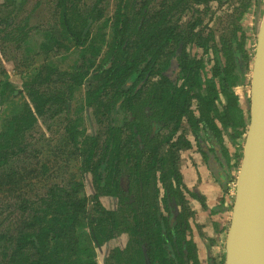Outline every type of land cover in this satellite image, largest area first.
I'll list each match as a JSON object with an SVG mask.
<instances>
[{
  "label": "trees",
  "instance_id": "trees-1",
  "mask_svg": "<svg viewBox=\"0 0 264 264\" xmlns=\"http://www.w3.org/2000/svg\"><path fill=\"white\" fill-rule=\"evenodd\" d=\"M4 1L0 37L20 50L32 29L18 18L27 0ZM231 1L114 0L108 16L105 0H54L57 21L16 64L22 87L0 68V202L9 217L0 264H99L96 249L120 237L126 243L106 264H201L188 199L198 196L184 184L181 152L192 134L229 195L241 160L224 136L238 147L249 125L235 90L251 75L240 23L251 0L219 42L204 16ZM75 95L81 111L94 110L99 134L86 132L83 117L68 119L63 142L31 152L27 135L69 115ZM224 251L210 264H224Z\"/></svg>",
  "mask_w": 264,
  "mask_h": 264
},
{
  "label": "rangeland",
  "instance_id": "rangeland-1",
  "mask_svg": "<svg viewBox=\"0 0 264 264\" xmlns=\"http://www.w3.org/2000/svg\"><path fill=\"white\" fill-rule=\"evenodd\" d=\"M84 1L91 2V0H79V5L82 7V3ZM93 1V0H92ZM161 0H154L153 5H157ZM248 2L249 0H244ZM261 1V7L259 6V0H251L252 7L246 13L244 18L241 20L242 27L246 32V50L249 54H253L256 46V29L258 24L261 21L262 15L264 13V0ZM4 0H0V6L4 4ZM105 5L107 8L108 16H111L114 12V0H105ZM241 4V0H233L225 6H219V4L212 3L211 11L207 16H204V20L209 29L214 30L216 33V37L218 42L220 38L230 36L234 33L235 25L238 21H236L235 9L238 8ZM260 8V10H259ZM55 10L54 0H27L24 7L22 8L20 15L18 16L20 21H23L25 18L29 17V26L32 29L29 37L25 42H21L22 49H16V43H7L2 37H0V68L5 69L8 74L11 76V82L16 85L18 88L22 87V82L19 80V76L15 74L16 64L21 66L22 60L25 56L26 50L31 51L32 49L38 51V46L45 41L43 32L46 30L45 28L54 24L57 21V18L54 17L53 12ZM192 13L184 15V20H190ZM34 27V28H33ZM38 30L36 31V29ZM43 31V32H42ZM19 46V45H18ZM193 52L198 55V57H202L203 52L200 49H193ZM75 56L72 55L71 59H74ZM44 57H37V62H43ZM64 64V63H63ZM210 68V66L208 67ZM250 80L251 75L248 76V80L243 86H239L236 88V93L240 97L241 108L244 110V114L246 117H249V105H250ZM78 96V93H76ZM74 96L73 109L69 115H66L64 112L61 115L56 117L48 118L50 120L41 121L37 125L36 131L29 133L27 135L26 142L29 144L30 151L33 152L35 149L46 148L52 144V147L58 146L63 140H65V136L63 134V128L65 125V121L68 119H77L83 117L86 132L91 136L92 134H98L100 132V128L95 124L94 116L92 112L94 111L92 108L86 107L83 111L81 109L84 107L83 100L80 98L77 99V96ZM85 102V101H84ZM86 106V105H85ZM96 118V117H95ZM192 135V134H190ZM189 135V136H190ZM188 136V137H189ZM193 136V135H192ZM194 137V136H193ZM32 138V139H31ZM246 137L238 141V147L233 145L228 137L224 136V142L227 148L230 149V152L235 154L238 152L239 158L242 162L243 159V151L245 145ZM36 151V150H35ZM237 151V152H236ZM184 152V151H183ZM181 152V153H183ZM29 159H25L27 161ZM241 165V163H240ZM239 165V168H240ZM236 172V173H235ZM235 175L237 176L238 172L235 171ZM231 195V196H230ZM228 197L232 199L235 197L229 193ZM5 207L4 202H0V226L3 228L4 224L7 223L9 217H6L8 213H4V216L1 215L3 208ZM126 243L125 237H120L117 240L111 242L110 244L97 248L96 255L97 261L99 264H106V259L109 256L110 251L118 246H124ZM1 252V251H0ZM224 258L222 255L221 260Z\"/></svg>",
  "mask_w": 264,
  "mask_h": 264
},
{
  "label": "water",
  "instance_id": "water-1",
  "mask_svg": "<svg viewBox=\"0 0 264 264\" xmlns=\"http://www.w3.org/2000/svg\"><path fill=\"white\" fill-rule=\"evenodd\" d=\"M225 249L224 264H264V13L256 29L249 125Z\"/></svg>",
  "mask_w": 264,
  "mask_h": 264
},
{
  "label": "crops",
  "instance_id": "crops-1",
  "mask_svg": "<svg viewBox=\"0 0 264 264\" xmlns=\"http://www.w3.org/2000/svg\"><path fill=\"white\" fill-rule=\"evenodd\" d=\"M192 149L181 153L180 171L188 190L198 198L188 199L195 212L191 220L192 237L197 245L201 264L221 260L232 215V200L224 196L223 188L208 167L198 149L195 137H188ZM225 198V204L221 200ZM203 202L206 207L203 206Z\"/></svg>",
  "mask_w": 264,
  "mask_h": 264
},
{
  "label": "flooded vegetation",
  "instance_id": "flooded-vegetation-1",
  "mask_svg": "<svg viewBox=\"0 0 264 264\" xmlns=\"http://www.w3.org/2000/svg\"><path fill=\"white\" fill-rule=\"evenodd\" d=\"M94 116V120H95V124H96V126H97V129H98V125H99V123H98V121H97V118H95L96 116L95 115H93ZM98 134H99V132H98ZM97 134V135H98ZM96 134H92L91 136H97Z\"/></svg>",
  "mask_w": 264,
  "mask_h": 264
},
{
  "label": "built area",
  "instance_id": "built-area-1",
  "mask_svg": "<svg viewBox=\"0 0 264 264\" xmlns=\"http://www.w3.org/2000/svg\"><path fill=\"white\" fill-rule=\"evenodd\" d=\"M234 191H235V183H233L231 190H230V193L232 194V196H234Z\"/></svg>",
  "mask_w": 264,
  "mask_h": 264
},
{
  "label": "clouds",
  "instance_id": "clouds-1",
  "mask_svg": "<svg viewBox=\"0 0 264 264\" xmlns=\"http://www.w3.org/2000/svg\"><path fill=\"white\" fill-rule=\"evenodd\" d=\"M234 183L236 184V181H235ZM231 200H232V202H233L234 198L232 199V197H231Z\"/></svg>",
  "mask_w": 264,
  "mask_h": 264
},
{
  "label": "bare ground",
  "instance_id": "bare-ground-1",
  "mask_svg": "<svg viewBox=\"0 0 264 264\" xmlns=\"http://www.w3.org/2000/svg\"><path fill=\"white\" fill-rule=\"evenodd\" d=\"M234 195H235V191H234Z\"/></svg>",
  "mask_w": 264,
  "mask_h": 264
}]
</instances>
